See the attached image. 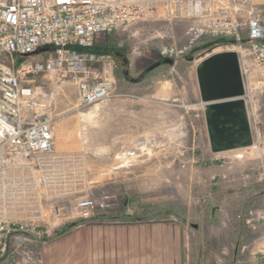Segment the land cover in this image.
I'll list each match as a JSON object with an SVG mask.
<instances>
[{
    "label": "rangeland",
    "instance_id": "rangeland-1",
    "mask_svg": "<svg viewBox=\"0 0 264 264\" xmlns=\"http://www.w3.org/2000/svg\"><path fill=\"white\" fill-rule=\"evenodd\" d=\"M141 1L143 19L99 35L91 46L113 61L111 96L87 106L69 75L34 81L54 94L53 151L40 164L0 165V219L53 226L51 206L65 211L87 197L96 203L93 216L67 220L50 236L93 219L175 222L186 231L187 248L199 249L188 264H235L231 249L238 235L241 264L253 257L264 264V95L251 98L252 144L211 154L195 75L210 53L247 46V27L238 37L190 32L193 19L203 15L246 24L252 10L264 12V0ZM13 56L17 63L28 58ZM163 57L172 62L148 71ZM141 138L154 140L148 155L138 151L124 159ZM42 241L31 243L39 249ZM31 252L24 244L11 248L4 264H41Z\"/></svg>",
    "mask_w": 264,
    "mask_h": 264
},
{
    "label": "built area",
    "instance_id": "built-area-1",
    "mask_svg": "<svg viewBox=\"0 0 264 264\" xmlns=\"http://www.w3.org/2000/svg\"><path fill=\"white\" fill-rule=\"evenodd\" d=\"M141 0H0V165L43 163L53 151V92L34 84L38 75L70 76L82 105L112 95L113 61L104 53L76 51L91 47L99 35H110L146 16ZM246 24L222 15L199 16L193 35L238 37L247 27L248 45L237 46L248 118L255 116L253 94L264 95V12L252 10ZM28 58L17 63L13 55ZM3 56L6 58L4 61ZM203 104V103H202ZM250 121V120H249ZM250 124V122H249ZM94 200L80 198L50 207L56 223L42 227L26 221L0 219V263L27 240H44L67 220L93 216ZM15 264H21L16 261Z\"/></svg>",
    "mask_w": 264,
    "mask_h": 264
},
{
    "label": "crops",
    "instance_id": "crops-1",
    "mask_svg": "<svg viewBox=\"0 0 264 264\" xmlns=\"http://www.w3.org/2000/svg\"><path fill=\"white\" fill-rule=\"evenodd\" d=\"M46 78L44 75H38L34 81ZM141 139H138V150L124 151L128 154L124 159L135 152H142L143 144L154 142ZM220 152L210 149L209 153ZM86 221L88 222L76 225L72 231H55L40 243L39 249L31 243L38 240H27L24 245L34 255H40L41 264H188L190 257L194 259L199 254V249L196 252L187 248L189 243L185 236L186 231L175 222L129 223L96 219ZM231 250L234 263L241 264L243 254L239 235L235 238ZM9 257L12 255L9 254ZM9 257L0 264H4ZM254 259L253 257L249 264H255L257 260Z\"/></svg>",
    "mask_w": 264,
    "mask_h": 264
},
{
    "label": "water",
    "instance_id": "water-1",
    "mask_svg": "<svg viewBox=\"0 0 264 264\" xmlns=\"http://www.w3.org/2000/svg\"><path fill=\"white\" fill-rule=\"evenodd\" d=\"M198 62L195 67V75L199 91V102L205 105L203 115L208 138L211 136L208 122L213 121V132L219 137L218 140L223 141L229 149H235L234 132L224 135L227 128L226 122L232 121L233 124L237 123L246 135L245 146L251 145L253 137L245 102L242 100L244 87L237 52L235 50L212 52ZM238 101L241 103V111H234ZM211 107L215 110L213 113L214 118L209 119L206 112ZM218 117L223 118V125L221 126L216 122ZM210 149L213 152L221 151L211 147V145Z\"/></svg>",
    "mask_w": 264,
    "mask_h": 264
},
{
    "label": "bare ground",
    "instance_id": "bare-ground-1",
    "mask_svg": "<svg viewBox=\"0 0 264 264\" xmlns=\"http://www.w3.org/2000/svg\"><path fill=\"white\" fill-rule=\"evenodd\" d=\"M214 111L215 110L212 107L207 110L206 115H207V117L209 119L210 118H214V116H213ZM234 111H241V103H240V101H238L236 103V107H234ZM222 120H223V118H221V117L216 118V122L218 124H220V126L223 125ZM208 125H209L208 127L210 128V133H211L210 138H208V140H207V141H209V146L211 145V147L216 148V149L221 150V151L222 150L229 151V150H235V149H239V148L245 147L244 141L246 139V135L241 131V129L238 126L237 123L233 124L232 121L226 122V125H227L226 127L227 128H226V131L224 133V135H226L229 132H234V135H233L234 139L233 140H234L235 149L234 148L229 149L228 146L225 145V143L223 141L218 140L219 137H217L216 134L213 132V128H212L213 121H209ZM241 135H242V137H240ZM142 147H143V149H142L143 155L144 154L148 155V152L152 148V144L151 143L150 144H143Z\"/></svg>",
    "mask_w": 264,
    "mask_h": 264
},
{
    "label": "trees",
    "instance_id": "trees-1",
    "mask_svg": "<svg viewBox=\"0 0 264 264\" xmlns=\"http://www.w3.org/2000/svg\"><path fill=\"white\" fill-rule=\"evenodd\" d=\"M88 49H90V51H95V50L93 49V47H92V48H91V47H88ZM170 62H172L171 59L166 58V57H163L161 60H159V61H157V62H154V63H153L151 66H149L147 69H148V71H149V70L155 68L156 66H159V65L162 64V63H170ZM67 227H68V226H67ZM67 227L64 228L63 231H66V230H67Z\"/></svg>",
    "mask_w": 264,
    "mask_h": 264
}]
</instances>
